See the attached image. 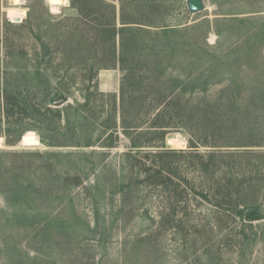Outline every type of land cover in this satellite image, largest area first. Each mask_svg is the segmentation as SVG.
I'll return each instance as SVG.
<instances>
[{"label": "rangeland", "instance_id": "obj_1", "mask_svg": "<svg viewBox=\"0 0 264 264\" xmlns=\"http://www.w3.org/2000/svg\"><path fill=\"white\" fill-rule=\"evenodd\" d=\"M106 1L119 6V0ZM187 1L161 0L174 29L168 35L171 48L158 58L165 40L153 42L148 61L166 71L162 94L178 90L196 72L197 87L211 85L215 94L237 86L238 100H249L248 91L264 85V0H203L205 10L197 14ZM78 17L70 0H0V264H264V145L190 148V135L181 128L164 135L152 128L139 141L146 146L131 149L120 117L119 132L106 129L111 99L95 94L120 95V67L96 72L90 83L89 71L99 62L86 51L73 63L63 56L58 38L68 35ZM208 55L242 60L211 63ZM6 88L23 105L10 116L21 123L10 133ZM62 91L66 98H60ZM88 91L94 128L75 131L83 138L93 134L95 145H44L32 112H44V104H70L75 119L84 114L77 105ZM62 100L64 105H55ZM140 105L135 97L127 102L134 124L158 114ZM259 109L257 116L264 114ZM109 134L116 146L111 150L97 143ZM47 152L61 155L53 162L37 155ZM64 174L70 178L66 184L57 180ZM50 182L52 190L40 201V190ZM254 217L258 220H249Z\"/></svg>", "mask_w": 264, "mask_h": 264}, {"label": "trees", "instance_id": "obj_2", "mask_svg": "<svg viewBox=\"0 0 264 264\" xmlns=\"http://www.w3.org/2000/svg\"><path fill=\"white\" fill-rule=\"evenodd\" d=\"M70 5L78 10L79 17L73 19L75 26L69 30L68 35H61L58 38V42L63 45L65 50L63 56L67 55L66 59L68 58V61L73 63L74 61H80L84 51L90 53V57L100 64L95 72L93 70L89 71L90 76L87 80L90 83L94 82L96 72L120 67L124 74L120 95H106L101 92H95V94H98L101 98L108 97L111 99V111L108 113L109 117L107 118L110 120V124L106 129L115 133L119 132L118 117H120L122 132L130 138L131 149L146 146L143 141H139L143 135L151 134L152 128L155 129L153 133L159 135H164V131L170 128H181L190 135V148L261 147L264 145V141L259 140V136L263 131L260 122L263 121L264 124V114H259L263 118L255 115L257 110H261L259 107H262V111H264V85L252 87L246 94V96H249V100L240 101L238 99L242 95L240 93L242 88L226 86L223 90L214 94L211 85L204 88L196 86L195 82L198 77L196 78V72H193L184 79V82L178 83L181 84L178 90L175 91L174 88L168 96H164V92L162 94L161 90L166 91L164 87L168 82L166 81V71L160 66V63H150L148 61L149 50H151L150 45L153 42L162 38L165 40V46L159 47L161 49L156 51L158 58H161L162 54L171 48L168 45L170 42L168 35L173 33L174 29L166 23V8L161 0H119V6L106 0H70ZM261 33L263 34V31ZM129 46H131L130 50ZM41 47L47 49L49 46L42 42ZM73 51L78 52V54L72 56L70 53ZM208 56L211 57V63H214L217 59L232 60L231 55H229L230 58L228 55ZM244 59L246 60L245 63L251 62L249 56H244ZM237 60L242 59L235 57L232 61ZM140 64L142 66H138ZM37 71V74L42 77L39 69ZM40 77L39 80L43 83V79ZM135 79L139 80L137 84ZM62 81L63 79L60 80V82ZM39 89L41 90V88ZM9 91L6 88L4 99V112L8 119L6 129L8 133L15 124H21L20 122L15 123L14 118L10 119L14 108L17 106L23 107ZM87 93L83 104L77 105V108L84 109V114L78 115V118H72L71 110L73 106L70 104L62 108H53L44 104V112H32L30 118L36 124L34 127L41 132L40 138L44 145L50 148L90 147L95 145L96 141L93 142V134L88 133L86 138H83L80 133L75 131L79 126L82 128L86 126L88 129L94 128L93 118L89 116L92 111L90 105L93 94L89 91ZM58 94H61L62 97L60 98L67 97L63 91ZM134 97L139 99L140 109L157 110L156 117L148 121L140 120L142 123L135 122L134 124L133 122L137 121L135 117L131 119L127 115V112H129L127 102L134 99ZM225 97L231 98L225 101ZM118 98H120L119 104H117ZM13 99L14 102H12ZM55 100L54 98L53 101ZM50 104H53V102ZM20 109L26 111L27 107ZM131 120L132 122H130ZM144 122L149 123L146 126L148 129L139 131L144 128L142 127ZM111 135L114 134H109L102 143L101 139L103 138H99L100 140L98 139L97 143L102 148L113 149L116 146L113 142H110ZM15 143L8 141L10 145ZM37 155L41 159L45 160L46 158L47 162H53L55 161L53 158L57 159L61 154L47 152L45 154L38 153ZM137 155L127 154V156L134 158H137ZM147 157L149 158L150 155H147ZM47 175L49 174L46 172L42 174V179L43 176ZM62 178L59 176V179H57L62 184H66L67 179L70 181L68 174ZM73 179L76 180V186L82 181L80 176ZM43 181L46 184L48 180L43 179ZM51 190L52 185L50 182L47 187L40 190V201H43L46 198L44 197L46 193L49 194Z\"/></svg>", "mask_w": 264, "mask_h": 264}, {"label": "water", "instance_id": "obj_3", "mask_svg": "<svg viewBox=\"0 0 264 264\" xmlns=\"http://www.w3.org/2000/svg\"><path fill=\"white\" fill-rule=\"evenodd\" d=\"M187 6L191 14H197L205 10V5L203 0H188ZM66 103L65 100L56 102V106H62ZM249 220H258V217L249 218Z\"/></svg>", "mask_w": 264, "mask_h": 264}, {"label": "bare ground", "instance_id": "obj_4", "mask_svg": "<svg viewBox=\"0 0 264 264\" xmlns=\"http://www.w3.org/2000/svg\"><path fill=\"white\" fill-rule=\"evenodd\" d=\"M65 1V0H64ZM61 2V0H58V4ZM1 141V140H0ZM4 142V141H3Z\"/></svg>", "mask_w": 264, "mask_h": 264}]
</instances>
